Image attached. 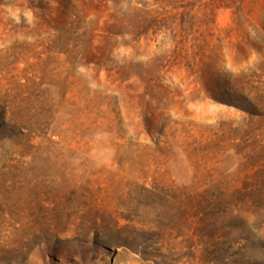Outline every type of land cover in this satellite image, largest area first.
<instances>
[{
    "label": "rangeland",
    "instance_id": "1",
    "mask_svg": "<svg viewBox=\"0 0 264 264\" xmlns=\"http://www.w3.org/2000/svg\"><path fill=\"white\" fill-rule=\"evenodd\" d=\"M0 264H264V0H0Z\"/></svg>",
    "mask_w": 264,
    "mask_h": 264
}]
</instances>
